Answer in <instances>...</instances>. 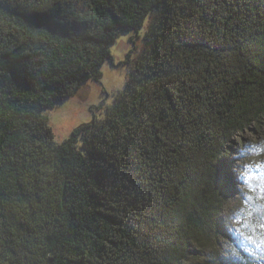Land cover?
I'll return each instance as SVG.
<instances>
[{"label": "trees", "instance_id": "16d2710c", "mask_svg": "<svg viewBox=\"0 0 264 264\" xmlns=\"http://www.w3.org/2000/svg\"><path fill=\"white\" fill-rule=\"evenodd\" d=\"M146 18L103 118L57 142L43 110ZM263 123L264 0H0V264H264V187L214 250L226 144Z\"/></svg>", "mask_w": 264, "mask_h": 264}, {"label": "rangeland", "instance_id": "374dc122", "mask_svg": "<svg viewBox=\"0 0 264 264\" xmlns=\"http://www.w3.org/2000/svg\"><path fill=\"white\" fill-rule=\"evenodd\" d=\"M147 29L148 18L137 31L121 32L109 45L112 62L106 60L102 64L98 81L86 80L75 93L43 110L57 142L67 138L71 130L80 124L103 118L106 107L113 102L114 94L124 87L127 62L137 58ZM226 145L230 180L227 198L219 215L224 232L214 247L221 257L228 256L233 246L247 242L246 210H257L259 207L257 198L264 187V123L252 124L239 136L232 137ZM257 246L259 248L256 250L262 255L264 243ZM211 251V247L207 248L203 257ZM199 261L189 264H204Z\"/></svg>", "mask_w": 264, "mask_h": 264}, {"label": "snow or ice", "instance_id": "6c2138e0", "mask_svg": "<svg viewBox=\"0 0 264 264\" xmlns=\"http://www.w3.org/2000/svg\"><path fill=\"white\" fill-rule=\"evenodd\" d=\"M241 179H248V177H242Z\"/></svg>", "mask_w": 264, "mask_h": 264}]
</instances>
